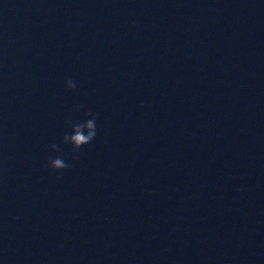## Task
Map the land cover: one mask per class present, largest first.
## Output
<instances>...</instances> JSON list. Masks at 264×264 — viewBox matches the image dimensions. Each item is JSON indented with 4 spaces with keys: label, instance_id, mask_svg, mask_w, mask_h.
Returning <instances> with one entry per match:
<instances>
[{
    "label": "water",
    "instance_id": "obj_1",
    "mask_svg": "<svg viewBox=\"0 0 264 264\" xmlns=\"http://www.w3.org/2000/svg\"><path fill=\"white\" fill-rule=\"evenodd\" d=\"M0 264H264V0H0Z\"/></svg>",
    "mask_w": 264,
    "mask_h": 264
}]
</instances>
